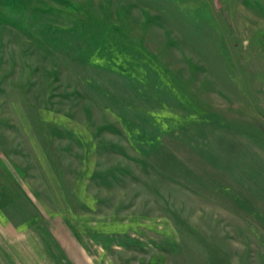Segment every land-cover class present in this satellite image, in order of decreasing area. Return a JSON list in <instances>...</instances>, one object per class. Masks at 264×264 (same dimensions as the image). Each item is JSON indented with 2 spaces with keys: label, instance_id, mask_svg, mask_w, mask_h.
I'll return each instance as SVG.
<instances>
[{
  "label": "rangeland",
  "instance_id": "1",
  "mask_svg": "<svg viewBox=\"0 0 264 264\" xmlns=\"http://www.w3.org/2000/svg\"><path fill=\"white\" fill-rule=\"evenodd\" d=\"M0 0V264H264V0Z\"/></svg>",
  "mask_w": 264,
  "mask_h": 264
},
{
  "label": "water",
  "instance_id": "2",
  "mask_svg": "<svg viewBox=\"0 0 264 264\" xmlns=\"http://www.w3.org/2000/svg\"><path fill=\"white\" fill-rule=\"evenodd\" d=\"M216 8H219L218 0H214Z\"/></svg>",
  "mask_w": 264,
  "mask_h": 264
}]
</instances>
